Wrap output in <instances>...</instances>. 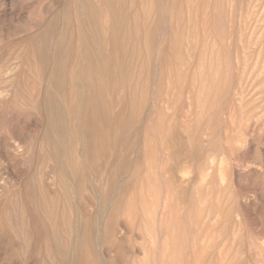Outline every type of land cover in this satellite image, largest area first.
Listing matches in <instances>:
<instances>
[{"label":"rangeland","instance_id":"1","mask_svg":"<svg viewBox=\"0 0 264 264\" xmlns=\"http://www.w3.org/2000/svg\"><path fill=\"white\" fill-rule=\"evenodd\" d=\"M31 1L33 0H24L26 4H22L24 3L23 0H0V22L3 24L0 23L2 25L0 34H3L2 37L0 35V51L3 52V55L7 54V52L12 53L18 43L31 35L39 33L43 28L42 22L44 18L48 19L56 15L67 0H56V2L55 0H34L33 3H30ZM61 1L64 2L62 3ZM75 1L74 3H76ZM236 1L220 0L219 2V0H205L203 3L197 0L188 2L182 0L176 5V7L181 6V13H178L179 15L174 16V18L167 19L164 24L163 30L167 32L166 35H169V38H166L164 44L163 38L157 37V41L162 42L158 46H165L168 49L169 60L164 70H162L164 71L162 72L163 78L161 77L158 82L159 93L157 92V95L160 101L157 111H155L150 123L145 122V126H147L139 136L141 140H138L137 145L134 144L136 151L142 148V155L136 158L131 153L126 157L127 169L121 177L115 178L114 188L111 189V192H107L108 195H106L105 199L103 193H106L107 183L105 181L96 182L93 174H88L90 183L86 192H83L80 196H70L69 201L73 207L72 212L67 209L65 201L58 195V188L53 185L54 183L49 177L51 175L48 172L49 170H47V162H44L46 163L44 164L39 157L43 149L40 143V138L43 134L41 130H44L45 127L43 125L45 126V123L41 113L28 109V106L23 105V101L26 100L27 96L25 94L28 91V93H32L33 100L40 101L42 98V86L41 82L34 77V71L28 72L27 69L25 70L26 76L20 78L17 90L18 95L16 96L18 97L17 102L21 106H19L18 110L11 108L0 110V144H3L0 146V210L5 211L6 218L8 217L5 220V224L6 227L9 226L8 229L10 230H8L7 235H0V240H3V236L6 237L3 241H0V247L2 248H0V259L5 262L2 263L0 261V263L52 264V261L49 257H46L45 252L40 247L39 242L35 241V238L34 244L27 247L23 239L18 236L22 226V219L19 216L21 214L18 210L23 208L31 209L32 207L26 201V191L37 187V190L35 189L37 195L45 194V192H42L43 189L41 187L44 184L45 195L52 196L57 193V200L60 205L57 206L60 215L71 216L79 221L90 217L96 222L100 221L98 222L99 225L108 222L110 218L113 219L118 245L111 247L99 237L100 239L98 238L99 240L95 241L93 248V253L97 257H86L87 261H92L91 259L94 258L97 259V264H101L100 260L102 264H153V259L155 258L153 256L156 253L160 256L161 264H264V155L260 151V148L264 147V142L258 141L259 131L255 129H253L252 133L246 131V127L250 123L252 125L258 121L260 126L264 125V41L261 40V37H264V1L238 0L237 3ZM52 2L55 3L53 4ZM31 4L36 5V8H34L38 12H35L34 8L32 9L33 5L31 7ZM58 4L61 5L58 6ZM48 5L56 9L53 8L54 10H51L52 8ZM234 5H236V8H234ZM163 6L165 7V2ZM29 7L31 10H29ZM23 8L26 9L25 12ZM237 8H239V11ZM49 10L53 13L55 12V14ZM39 11L43 15H40ZM222 11L224 12L222 13ZM27 12L32 16L30 19L32 18L31 20L33 21L29 19ZM232 12L234 16H232ZM242 13L243 15L241 16ZM73 14L72 9L69 14L71 23L75 21ZM59 21L58 27L63 24L62 20ZM235 22L237 23L236 25ZM32 23H34V26ZM181 24L182 26H180ZM5 30L6 32H4ZM200 31L201 34L199 35ZM175 32L178 34H175ZM13 34H15L16 39ZM201 35L202 39L200 41ZM208 35L209 37L207 38ZM210 35H212V41ZM172 41H174V45L171 43ZM235 42L239 45H235ZM232 45L234 46L232 47ZM158 46H156L157 49H159ZM222 51L228 57L220 53ZM235 56H238L237 65L233 63ZM240 59L241 61L239 62ZM153 61L155 63V58ZM251 61L253 62L251 63ZM212 66L214 69H212ZM205 67H207V70ZM141 70L142 68L139 64L136 67V74H139ZM219 76L220 78H218ZM209 77L210 79L208 80ZM211 84L210 92H205L204 94V86L207 87ZM233 84H237V86ZM1 88L3 89L5 86H0ZM12 93H14V89L9 93V97L6 98V103L11 101ZM189 104H191L190 109L188 108ZM160 121L170 128L174 127L176 133L179 131L177 134L181 139L188 138L189 141V137L192 140L193 135L197 137L201 154L200 159H198V161L200 160L199 163L197 161L194 165H191L188 156L175 157L174 161L171 160L165 145L157 140L158 137L156 135L158 133L154 128ZM168 127H165V131H167ZM130 133L132 132L130 131ZM144 138H146L145 144L142 142ZM247 141L252 142L253 146ZM127 145L126 140H120L117 148L119 156L114 159V162L113 159H109L114 166L119 162L120 154H124ZM28 146H32L33 152L31 155H29L30 152L28 154L23 149L24 147L29 148ZM256 157H258L259 162ZM109 160L105 159V162ZM220 160L221 162L223 161L222 164ZM169 163H173L174 166L171 172L167 173L165 171L170 166ZM232 164L233 166H231ZM105 166L107 165L105 164ZM111 168L113 169V167ZM136 168L138 169L137 173ZM237 169L239 175L236 172ZM258 170L262 172V175L258 173ZM248 176L250 179H248ZM42 177L48 181L42 179ZM237 177L240 178L236 179ZM194 178L196 179L194 180ZM256 178L259 180H255ZM192 180L194 181L191 182ZM21 183L24 184L21 185ZM254 184L256 185L254 186ZM116 185L121 186L120 188L118 187L120 192ZM185 185L187 190L183 188ZM189 185L196 187L198 190L196 188L193 190ZM179 187H182V190ZM177 188L180 190V194L181 191L186 190L179 201L177 200V194L179 193ZM188 188L191 189L189 190ZM164 189L166 193H164ZM95 192L96 194L98 193L99 197ZM241 193L247 194L242 195ZM13 194L14 196H12ZM174 196L175 198H173ZM241 196H244V198ZM119 197H125L127 201H122L120 208H115L116 205L113 202H117ZM186 197L188 202L185 200ZM183 199L185 200L184 202ZM18 203L19 206L17 205ZM14 208L18 211L17 215H15ZM164 208L167 212V218L162 217ZM27 222V226L32 228L33 222L29 221V218ZM159 228H161V232H159ZM159 234H161V237ZM8 235L10 237H7ZM3 242L6 246H3ZM24 245L26 246L24 247ZM13 248L15 250L12 251V254L10 249ZM33 251H35V254ZM29 252L32 253L29 254ZM120 253L121 256H118ZM15 254L17 256L13 257ZM99 256L101 259H99ZM103 258L104 260H102ZM89 264L94 263L90 262Z\"/></svg>","mask_w":264,"mask_h":264},{"label":"bare ground","instance_id":"2","mask_svg":"<svg viewBox=\"0 0 264 264\" xmlns=\"http://www.w3.org/2000/svg\"><path fill=\"white\" fill-rule=\"evenodd\" d=\"M33 1H31L30 3H33ZM181 1L182 0H76L75 1L76 3H74V0H67L66 3H64L62 7L58 10V13L56 15L50 17L51 15L50 14L49 15L50 18L48 19L44 18V20L42 19L43 28L39 33L31 35L27 37L25 40L18 43L13 49L12 53L7 52V54L5 53V55H3V52L0 51V86H5V88L0 89V110L1 109L6 110L9 108L18 110L19 106H21L17 102L18 97L16 96L18 95L17 90L19 88L18 87L19 80L20 78H24L26 76L25 74L26 69L28 72L34 71L35 72L34 77L41 82V86H42V89H41L42 91L40 90L41 96H42L41 100L40 101L33 100L32 93H28L29 92L28 91L25 94V96L27 97H26V100L23 101V105L28 106L29 107L28 109L32 111L41 113L43 117V121L45 123V126L43 125V127L45 128L44 130H41L43 131V134L40 138L41 148L43 149L41 152V156L39 157L41 158L43 163L47 162L48 164L47 170H49L48 172L51 175L49 177L52 179V183H54L53 185H56V187L58 188V195L63 198V200L66 203L67 209L69 211L72 212L73 210L71 202L69 201L70 196L71 195L80 196L83 192H86V190L89 188L88 184L90 183L89 181L90 179L88 177V174L92 173L94 176V181L96 182L105 181V183H107L108 188H106V193H103V196L105 199L106 195H108L107 192L109 191L111 192L112 191L111 189L114 188V180H116L115 178L121 177L124 174L125 170L127 169L126 157L131 153H133L136 158L142 155V148L136 151L134 149V144H136L138 140L139 141L141 140V137L139 136L147 126V125L145 126V122L150 123L151 120L153 119V115L155 111H157L159 101H160L157 95L159 93L158 82L160 81V78L162 77V72H164L162 70H164L165 66L167 65V61L169 60L168 59V49L165 48V46L163 47L158 46L162 42L157 41L158 39L157 37L158 36L159 38L162 37L163 38L162 41L165 44L166 38H169V35H166L167 32H164L163 30L165 27L164 26L165 21L167 22V19L169 20L170 18H174V16L179 15L178 13H181V6L176 7V5L179 4ZM188 1L190 0H186V2ZM197 1L203 2V3L205 2V0H197ZM55 2H52V3L54 4ZM61 2L63 3L64 1H61ZM164 2H165V7L163 6ZM237 2L238 0L236 1V3ZM22 4H26V3L24 2ZM38 4H39V1H38ZM223 4L225 3L223 2ZM261 4L263 5V3ZM60 5L58 4V6ZM48 6L51 7L50 5ZM234 6L233 7L236 8V5ZM31 7L32 9L34 7L36 8V5L34 6V4H31ZM51 8H52L51 10L56 9L54 7H51ZM72 9L74 12L73 16L75 18V21H73V23H71L70 18H69L70 17L69 14ZM25 10L26 9H24V12ZM29 10H31L30 7H29ZM237 10L239 11V8H237ZM27 11H28V8H27ZM224 11H222V13ZM28 12L26 14L29 16V19H30V17L32 16H30ZM35 12H38V11H36L35 9ZM53 14H55V12ZM233 14L234 13L232 12V16H234ZM40 15H43V14H41L40 12ZM212 15H211V19H212ZM242 15L243 13L241 14V16ZM59 19L60 21L61 20L63 21V24L60 27H58ZM33 24L34 23H32V25ZM236 24L237 23L235 22V25ZM2 25H0V28H2L1 27ZM180 26H182V24ZM39 27L41 28V26ZM4 32H6V30ZM236 32H237V29H236ZM256 32L258 33V31ZM175 34H178V33L175 32ZM200 34H201V31L199 32V35ZM13 35H14V38L16 39L15 34ZM212 35H210L211 41H212ZM201 37L202 35L200 36V41L202 39ZM208 37L209 35L207 36V38ZM262 38L264 37H261V40L264 41V39ZM171 43H173L174 45V41H172ZM218 43L220 42L218 41ZM236 44L238 43L235 42V45ZM156 46H158L159 49H157ZM233 46L234 45H232V47ZM223 51L220 53H223ZM226 56L228 57V55ZM154 58H155V63L153 61ZM234 58L235 60L233 59L234 60L233 63L234 65H237L238 56H235ZM228 59H231V58H228ZM241 59L239 60V62L241 61ZM156 62H158V64H156ZM252 62L253 61H251V63ZM139 64L141 65L142 70L139 74H136L137 73L136 67H138ZM213 66H212V69H214ZM205 69L207 70V67H205ZM210 77L208 78V80L210 79ZM218 78H220V76ZM233 85L237 86V84H233ZM211 86L212 84L208 85L207 87L204 86V89H203L204 94L205 92H210L209 89L211 88ZM12 89H14V93H12V99L10 102L6 103L7 102L6 98L9 97V93L12 92ZM190 107H191V104L188 105L189 109ZM39 122L41 121L39 120ZM166 126L168 127V125H165L164 123L160 121L155 125L154 129L158 133L156 135L158 137L157 140L165 145L166 149L169 151L168 154L171 160L174 161L175 157H180V156L187 157L188 156L191 165H194L195 162H197L201 156L199 152V143H198L197 137H194L193 135L192 137L193 140L189 137V141H188V138L181 139L177 134L179 131H177L176 133L174 131V127H171V128L168 127L167 131H165ZM222 127H223V124H222ZM253 129L259 131L258 141L263 143L264 142V125L260 126V123L257 121L253 123L252 125L250 123L246 127L247 132L252 133ZM130 131L132 133L129 134ZM120 140L121 141L126 140L128 145L126 149L124 150V154H120L119 162L116 163V165L114 166L113 164L114 159L119 156L117 148H118ZM145 141H146V138H144V140L142 141L143 144H145ZM9 142H11V140H9ZM248 143H250V145L253 146L252 142H248ZM31 147H29L30 149L24 147L23 149L28 154L30 152L29 155H31V153L33 152V149ZM2 148L4 149V147ZM143 150H144V147H143ZM260 151L264 155V147L260 148ZM254 156L256 155L254 154ZM257 158L258 157H256V159ZM105 159H108V160L113 159V162H110V160L105 162ZM105 164L108 167L107 166L104 167ZM173 166H174L173 163L170 164V166L167 167L165 172L167 173L171 172V169L173 168ZM231 166H233V164ZM111 167H113V169ZM137 172H138V169L136 168V173ZM236 172L238 174V169ZM258 173L261 174L262 172H259L258 170ZM249 174H251V172H249ZM140 175L142 174L140 173ZM176 175L178 174L176 173ZM203 177L205 176L203 175ZM196 178H194V180ZM238 178L240 177H237L236 179ZM258 178H256L255 180H257ZM42 179L44 178L42 177ZM248 179H250V177ZM194 180H192L191 182H193ZM42 181H41V184H42ZM184 182H186V180H184ZM250 182L252 183L251 180ZM22 184L24 183H21V185ZM186 185L185 187L183 186L182 187L186 189L187 188ZM255 185L256 184H254V186ZM10 186H13V185H10ZM176 186H179V185H176ZM194 186L196 185L194 184ZM194 186H190V187L194 190L196 188ZM254 186H251V187H254ZM41 187L43 189L42 192H45L46 194L45 185L42 184ZM116 187L118 189V187L120 188L121 186L116 185ZM182 187H179V189L181 188L182 190ZM36 188L37 187H35V189ZM191 188H188V189L190 190ZM35 189L33 187L31 189H27L26 191V201L29 202V205L32 206L31 209L23 208V209L18 210L21 214L19 216L22 219V224H21L22 226L20 227V232L18 233V236H20L23 239V242L24 244H27V247H30L31 245L34 244V238H35L36 239L35 241L39 242L40 247L45 252L46 257H49V259L52 261V264H87V263L89 264L90 262L97 264L98 263L96 262L97 259L93 258L91 259L92 261H87L86 259V257H97L93 253L94 243L96 240H99L101 238L105 244L107 243L111 247L113 246L116 247L118 245V240H117L116 231L114 227L115 224L113 222V219L110 218L108 222H104L99 225L98 222L100 221H98L97 218L96 220L98 222H96L95 220H92L90 217L86 218L83 221H79L78 219L72 218L71 216L65 217L64 215L62 214L60 215L59 213L58 206H57L59 205L58 200H57L58 198L57 193L53 194L52 196H47L45 194L37 195V193L35 192ZM179 189H178L179 193L177 194L178 201L181 199L180 198L181 195L183 196L184 191L187 190L186 189L184 191H181V194H180ZM256 191H259V190H256ZM164 193H166L165 189H164ZM109 194L113 195L112 193H109ZM244 194H247V193H244ZM254 194L256 195V193ZM12 196H14V194ZM165 196H168V195H165ZM241 197L244 198V196H241ZM173 198H175V196ZM188 198L187 197L185 198L186 202H188L187 200ZM124 200L127 201L125 197H119V200L117 202H113L116 205L115 208H120L119 206H121V204L123 203L122 201ZM185 200L183 199V202ZM76 201H78V199H76ZM103 201H107V200H103ZM17 205L19 206V203ZM112 207H114V205H112ZM7 209L9 208L7 207ZM94 209L97 210L98 207L97 209L96 208ZM14 211H15V215H17L18 211H16L15 208H14ZM162 217L167 218V212L165 208L163 209ZM7 218H6L5 211L0 210V235H4V234L7 235L8 233L9 226L6 227V224H5V220ZM28 218H29V221L31 220L33 222L32 228H29L26 224ZM12 221H11V224L13 225ZM162 221H164V219H162ZM14 229L16 228L14 227ZM161 231H162L161 228H159V232ZM159 236L161 237V234H159ZM7 237H10V236L8 235ZM12 237H14V235H12ZM4 238L6 237L3 236L2 239L4 240ZM3 240H0V241H3ZM10 244H13V243H10ZM4 245L5 243L3 244V246ZM25 246L26 245H24V247ZM13 250L15 249L14 248L10 249L11 251L10 253L13 254L12 252ZM29 251L31 250L29 249ZM251 251L253 252V250ZM4 252H5V248H4ZM110 252L112 253L111 250ZM30 253L32 252H29V254ZM33 253L35 254V251H33ZM0 256H1V251H0ZM14 256H17V255L15 254L13 255V257ZM115 256L117 255L115 254ZM118 256H121V253ZM153 257H155L153 259V264H161L159 260L160 256H158L155 253V256ZM99 259H101L100 256H99ZM102 260H104V258ZM0 261H2V259H0ZM100 262L102 264L101 260ZM108 262L110 261L108 260ZM2 263H5V262L2 261Z\"/></svg>","mask_w":264,"mask_h":264}]
</instances>
